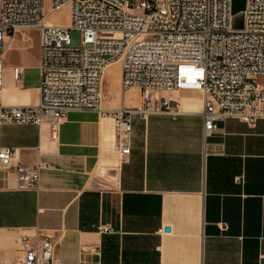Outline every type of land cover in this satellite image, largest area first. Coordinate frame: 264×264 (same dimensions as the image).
Returning <instances> with one entry per match:
<instances>
[{
  "label": "crops",
  "instance_id": "0c3cea01",
  "mask_svg": "<svg viewBox=\"0 0 264 264\" xmlns=\"http://www.w3.org/2000/svg\"><path fill=\"white\" fill-rule=\"evenodd\" d=\"M3 65V105L37 104L39 32L16 34ZM172 95L178 114L132 117L123 161L113 118L94 111L70 110L57 141L47 124L0 123L12 166H41L37 191L0 166V262L19 259L26 237L54 241L59 264H264V119H226L206 136L202 94ZM123 105L137 107L126 93L103 104Z\"/></svg>",
  "mask_w": 264,
  "mask_h": 264
},
{
  "label": "built area",
  "instance_id": "2783aa9c",
  "mask_svg": "<svg viewBox=\"0 0 264 264\" xmlns=\"http://www.w3.org/2000/svg\"><path fill=\"white\" fill-rule=\"evenodd\" d=\"M233 1L0 0V123L47 124L57 141L70 110L94 111L113 118L121 161L131 154L132 117L178 114V91L202 94L206 136L230 118L255 126L264 119V0H245L243 29L233 28ZM68 6L70 27L50 21ZM28 30L40 34V99L5 107L3 55ZM70 30L81 32L80 47L72 46ZM114 64L123 93L138 90L141 107L104 108L105 74ZM13 73L20 81L22 69ZM14 156L1 148L0 166L16 171L19 191L39 190L41 166L13 167ZM90 251L100 255L97 247ZM19 252L11 264H59L51 239L33 244L25 237Z\"/></svg>",
  "mask_w": 264,
  "mask_h": 264
},
{
  "label": "rangeland",
  "instance_id": "374dc122",
  "mask_svg": "<svg viewBox=\"0 0 264 264\" xmlns=\"http://www.w3.org/2000/svg\"><path fill=\"white\" fill-rule=\"evenodd\" d=\"M49 8V5H48ZM50 21L56 25H61L65 27L71 26V7H65L63 10L56 12L51 15ZM35 34H32L33 37ZM69 35L71 38V43L73 47H80L82 44V34L77 30H70ZM1 53V50H0ZM111 68V69H110ZM108 70V74L105 80V93L106 97L111 99L113 96L122 97L126 93V98L129 99V102H135L137 107L142 105L141 96L132 92V90H128L123 93L121 88V67L118 65L110 67ZM140 96V98H139ZM141 101H140V100ZM140 103V104H139Z\"/></svg>",
  "mask_w": 264,
  "mask_h": 264
},
{
  "label": "water",
  "instance_id": "95a60500",
  "mask_svg": "<svg viewBox=\"0 0 264 264\" xmlns=\"http://www.w3.org/2000/svg\"><path fill=\"white\" fill-rule=\"evenodd\" d=\"M245 8H246L245 0H234L233 1L232 14H233V28L234 29H243Z\"/></svg>",
  "mask_w": 264,
  "mask_h": 264
},
{
  "label": "bare ground",
  "instance_id": "6f19581e",
  "mask_svg": "<svg viewBox=\"0 0 264 264\" xmlns=\"http://www.w3.org/2000/svg\"><path fill=\"white\" fill-rule=\"evenodd\" d=\"M115 65H117V64H114V65H112V66H115ZM112 66H111V67H112Z\"/></svg>",
  "mask_w": 264,
  "mask_h": 264
}]
</instances>
